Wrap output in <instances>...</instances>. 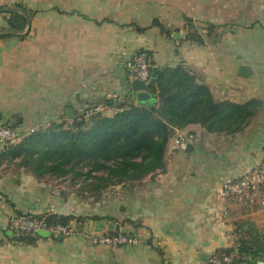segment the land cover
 Listing matches in <instances>:
<instances>
[{"label":"crops","instance_id":"0c3cea01","mask_svg":"<svg viewBox=\"0 0 264 264\" xmlns=\"http://www.w3.org/2000/svg\"><path fill=\"white\" fill-rule=\"evenodd\" d=\"M17 3L35 13L27 36L0 38V128L26 133L70 120L69 110L78 116L96 105L112 115L107 99L136 102L129 63L141 50L161 68L182 65L216 100L260 106L235 134L199 123L176 130L164 170L97 198L67 176L37 177L1 159L0 264H205L241 238L254 248L244 264L264 261V184L248 197L223 194L224 178L264 159V0H0V31L8 28L4 7ZM187 19L202 44L185 38ZM178 134L195 136L190 150L174 147ZM46 212L72 216L73 233L15 240L12 214ZM117 225L139 242L90 239L115 235Z\"/></svg>","mask_w":264,"mask_h":264},{"label":"trees","instance_id":"16d2710c","mask_svg":"<svg viewBox=\"0 0 264 264\" xmlns=\"http://www.w3.org/2000/svg\"><path fill=\"white\" fill-rule=\"evenodd\" d=\"M1 8V7H0ZM8 28L0 31V38L30 33L35 11L21 3L4 7ZM152 25L169 30L158 20ZM185 38L203 43L202 35L194 29L190 19ZM145 28H139L144 30ZM156 84L149 91L157 95L155 105L128 101L104 100L115 107L112 115L92 106L84 114L70 120L51 121L46 127L20 132V140L12 147L7 143L0 160L8 158L37 177L67 176L79 183L80 194L97 198L117 184H134L147 175L164 170L170 139L178 129L199 123L208 132L235 134L242 131L258 112V100L236 103L216 100L209 88L182 65L155 69ZM9 128H15L8 126ZM21 214V213H19ZM44 218L49 224L68 225L72 216L46 212L30 214ZM40 235L14 234L17 242L31 244ZM253 241L239 239L233 248L218 254L236 251L238 264H244L245 254L254 252ZM258 244V243H257Z\"/></svg>","mask_w":264,"mask_h":264},{"label":"built area","instance_id":"2783aa9c","mask_svg":"<svg viewBox=\"0 0 264 264\" xmlns=\"http://www.w3.org/2000/svg\"><path fill=\"white\" fill-rule=\"evenodd\" d=\"M159 64L144 50L138 51L129 63L130 77L132 80L140 79L146 83L153 77V71L158 69ZM97 109H100L99 107ZM18 130L4 127L0 128V140L4 143H17L20 140ZM195 136L192 134H178L173 138L174 147L185 150L193 143ZM264 184V159L254 169L248 171L238 178H224L223 194L225 197L243 198L248 197L251 192ZM9 227L14 234L22 232L37 235L38 231H48L51 236L59 234L70 235L73 233L71 227L62 224H49L44 218L34 217L29 214L15 213L9 217ZM94 243L136 244L138 237L130 233H119L118 235L91 236ZM236 251L229 253L215 254L205 264H238Z\"/></svg>","mask_w":264,"mask_h":264},{"label":"water","instance_id":"95a60500","mask_svg":"<svg viewBox=\"0 0 264 264\" xmlns=\"http://www.w3.org/2000/svg\"><path fill=\"white\" fill-rule=\"evenodd\" d=\"M157 78L152 77L148 83L140 80V79H135L132 82V89L135 92V98L136 102L138 104H143V105H155L157 103V95L154 93H151L149 91V87L153 84H156ZM67 116L69 119H73L75 115L69 110L67 112ZM14 143H10L9 147H12ZM192 148V144H189L187 146L186 150H190ZM119 225L116 226V233L115 235L119 234ZM38 235L42 237H50L51 234L48 231H38ZM100 264V263H97ZM258 264H264V261H260Z\"/></svg>","mask_w":264,"mask_h":264},{"label":"rangeland","instance_id":"374dc122","mask_svg":"<svg viewBox=\"0 0 264 264\" xmlns=\"http://www.w3.org/2000/svg\"><path fill=\"white\" fill-rule=\"evenodd\" d=\"M20 133V132H19ZM15 144V143H14Z\"/></svg>","mask_w":264,"mask_h":264}]
</instances>
